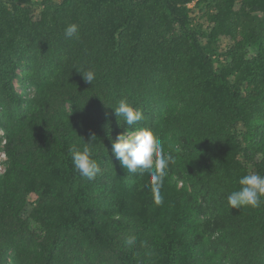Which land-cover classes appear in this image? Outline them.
I'll return each instance as SVG.
<instances>
[{
	"label": "trees",
	"instance_id": "16d2710c",
	"mask_svg": "<svg viewBox=\"0 0 264 264\" xmlns=\"http://www.w3.org/2000/svg\"><path fill=\"white\" fill-rule=\"evenodd\" d=\"M123 98L174 155L160 204L111 151ZM0 129V264H264V199L227 202L264 175V0H0Z\"/></svg>",
	"mask_w": 264,
	"mask_h": 264
},
{
	"label": "clouds",
	"instance_id": "9594fccd",
	"mask_svg": "<svg viewBox=\"0 0 264 264\" xmlns=\"http://www.w3.org/2000/svg\"><path fill=\"white\" fill-rule=\"evenodd\" d=\"M65 36L70 39H79V25L71 23L65 28ZM75 68V67H74ZM82 74L86 83L92 85L96 78L93 69L81 70L75 68ZM114 115L117 122L123 118V123L128 126L124 132H120L112 141V153L120 165L129 173L143 174L147 172L150 176V186L154 202L162 203L160 190L163 186L167 169L170 164L175 163L174 155L165 152L164 146L158 135L148 126L134 127L143 119V114L138 107H134L127 98L120 99L115 106ZM127 133V134H126ZM109 138L110 135H109ZM97 138L93 133L89 140L82 146L70 148V156L74 169L80 176L93 180L99 172V163L94 156L92 145ZM238 183L240 187L233 190L227 197L230 208L243 209L246 207L257 208L264 199V175L257 172H249L242 175ZM129 246L134 244V238L126 240Z\"/></svg>",
	"mask_w": 264,
	"mask_h": 264
},
{
	"label": "rangeland",
	"instance_id": "374dc122",
	"mask_svg": "<svg viewBox=\"0 0 264 264\" xmlns=\"http://www.w3.org/2000/svg\"><path fill=\"white\" fill-rule=\"evenodd\" d=\"M21 72V70H20ZM16 86L20 92L24 91L25 87L24 84L21 81L16 80L15 81ZM0 135H2V130L0 129ZM5 160V156L2 151H0V171L4 169L3 162Z\"/></svg>",
	"mask_w": 264,
	"mask_h": 264
}]
</instances>
